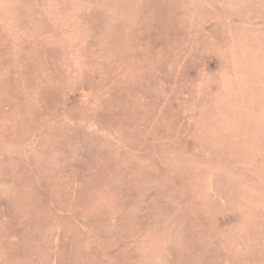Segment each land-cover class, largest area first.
Segmentation results:
<instances>
[{"label":"rangeland","instance_id":"rangeland-1","mask_svg":"<svg viewBox=\"0 0 264 264\" xmlns=\"http://www.w3.org/2000/svg\"><path fill=\"white\" fill-rule=\"evenodd\" d=\"M0 264H264V0H0Z\"/></svg>","mask_w":264,"mask_h":264}]
</instances>
